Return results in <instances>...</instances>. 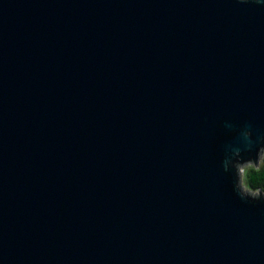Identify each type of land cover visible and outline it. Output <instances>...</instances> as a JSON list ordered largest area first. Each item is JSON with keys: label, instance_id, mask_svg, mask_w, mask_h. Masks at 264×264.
<instances>
[{"label": "water", "instance_id": "95a60500", "mask_svg": "<svg viewBox=\"0 0 264 264\" xmlns=\"http://www.w3.org/2000/svg\"><path fill=\"white\" fill-rule=\"evenodd\" d=\"M236 128L264 134V7L0 0V264H264Z\"/></svg>", "mask_w": 264, "mask_h": 264}, {"label": "clouds", "instance_id": "9594fccd", "mask_svg": "<svg viewBox=\"0 0 264 264\" xmlns=\"http://www.w3.org/2000/svg\"><path fill=\"white\" fill-rule=\"evenodd\" d=\"M235 2L264 7L261 0H235ZM241 131L242 129L236 128L220 140L240 135ZM242 135L249 146L244 151H226L220 157V165L228 177V186L233 198L238 197L255 206L258 201L264 203V134L253 137L250 130H243Z\"/></svg>", "mask_w": 264, "mask_h": 264}]
</instances>
